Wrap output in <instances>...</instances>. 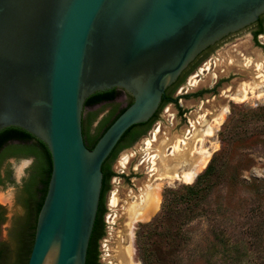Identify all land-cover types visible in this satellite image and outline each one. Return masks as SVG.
<instances>
[{
  "label": "water",
  "instance_id": "95a60500",
  "mask_svg": "<svg viewBox=\"0 0 264 264\" xmlns=\"http://www.w3.org/2000/svg\"><path fill=\"white\" fill-rule=\"evenodd\" d=\"M262 15L264 0H0V131L20 127L52 155L28 264H86L104 162L201 52ZM125 91L133 103L90 149L84 114H98L94 137Z\"/></svg>",
  "mask_w": 264,
  "mask_h": 264
},
{
  "label": "rangeland",
  "instance_id": "374dc122",
  "mask_svg": "<svg viewBox=\"0 0 264 264\" xmlns=\"http://www.w3.org/2000/svg\"><path fill=\"white\" fill-rule=\"evenodd\" d=\"M262 48L264 31L254 40L252 30L245 29L213 49L205 59L212 61L208 65L211 69H200V76L193 77L197 82L201 77V83L205 84L215 81L221 68L227 74L245 73L230 76L242 77L241 82H245L239 84L238 93L228 92L232 99L223 96L210 106L199 103L205 106L202 114L214 113L210 114L205 130L196 131L200 141L194 155L181 148L187 140L183 142V137L177 135L173 153L178 161L158 158L155 148L160 147V135L169 136L173 127L168 119L163 121L161 134L156 127L152 129L154 133L118 154L112 162L115 175L105 198L103 235L98 239L99 264H145L144 251L151 253L150 264H264ZM254 72L263 73L259 81L250 77ZM185 124L177 118L176 134ZM200 150L207 153V161L193 181L187 182L184 176L192 169ZM33 159L8 156L0 163V172L12 177L0 186V203L8 204L6 220L0 224V238L9 241L13 256L20 253L25 262L35 232L39 195L29 201L28 207L16 205L14 187ZM208 169L205 183L189 193L187 187ZM175 173L178 178L167 176ZM151 189L160 192V204L149 218L143 213L151 211L147 205ZM16 213L24 217L28 231L23 249L18 250L17 239L10 240L8 232ZM148 224L153 226L144 230Z\"/></svg>",
  "mask_w": 264,
  "mask_h": 264
},
{
  "label": "flooded vegetation",
  "instance_id": "af4514ba",
  "mask_svg": "<svg viewBox=\"0 0 264 264\" xmlns=\"http://www.w3.org/2000/svg\"><path fill=\"white\" fill-rule=\"evenodd\" d=\"M263 24H264V15L260 16V18L255 23H253L252 25L248 26L245 29L252 30L253 39L257 40L258 36L261 35L262 33L256 36L255 32L260 30ZM243 30L226 36L222 40L209 46L207 49L201 52L187 66V68L180 74L178 79L166 89L162 102L159 108L157 109V111L154 113V115L148 121L137 124V126L132 128L126 134V136L122 139V141L118 143L119 144L118 154L121 151L128 149L129 147L138 143V141L142 140L148 134L154 133L152 132V129H155L156 127H158L157 133L161 134L163 131L162 130L163 121L168 119L171 126L173 127L169 131V136L164 137L163 135H160L162 136L160 140V147L155 148L158 151V158L162 160V158L166 157V160L169 159L171 161H178L175 153H173L175 143H177L176 141L178 140L177 135H180L183 137V140H182L183 142L187 140L186 146L181 147V148L182 149L185 148L184 150H186L187 154L194 155L195 154L194 151L195 149H197L196 148L197 142L200 141V138L197 136L198 133H196V131H199V130L204 131L205 130L204 128L206 127L207 123L209 122L211 118L210 114L214 113L213 111H210L209 113L204 112V114H202L203 111H206L204 105L206 106L214 105V102H218L223 96L230 97L232 99V97L230 96V94H228V92L231 94L238 93L240 91L239 84L240 83L243 84L245 82H241L242 77H231L230 78V76H236V74L238 73H240L242 76H245V73H242L240 71H232L227 74L226 69L221 68L220 70H218L219 71L218 76L215 75L216 77L215 81H212L210 83H205V84L201 83L202 81L201 77L198 79V82L193 77L200 76L199 74L200 69H203V70L211 69V67L210 66L208 67V65H212L213 64L212 61L211 60L208 61L205 59L207 58V55L213 51V49H215L224 40L242 32ZM261 53L264 54L263 48H262ZM215 63L216 62L214 61V64ZM200 65H203V67H201ZM255 70L257 69L255 68ZM194 72H196V74L193 75L192 73ZM211 74L214 75L213 73ZM262 74L263 73L254 72V74L252 73L250 77H253V78L256 77L259 81V78H260L259 76H261ZM228 80H231L230 84H228L229 83ZM118 89L121 91H124L123 89H120V88ZM126 93L130 101L132 95L129 94L128 92ZM200 102H202L204 105L202 104L201 106H199ZM218 108L219 107L216 106L214 109L217 110ZM178 117H180L183 121L186 122L185 124L186 126H184L183 129H181L180 131L178 130L179 132H177L176 134V128L174 126H175V123L177 122ZM163 134H165V132H163ZM194 142H195V145H194ZM33 165H34V159H33L32 164L30 165L29 170H27L25 175L22 177L20 183L14 187V190H15L14 199H15L16 205L21 204L22 206L24 205L28 207L29 198L27 197L28 202L25 204L24 203L22 204L20 202L21 201L20 199L24 193V190L26 189V186L28 185V183L30 182V179L32 178L31 177L32 174L36 173V171L33 169ZM111 170L114 172L112 164H111ZM114 175L115 173L113 174V176ZM113 176H111L110 181ZM11 178H12L11 176L7 174L4 175L0 172V180L2 181L0 183V186L4 183L5 180L8 179L10 181ZM37 181L38 182L34 185V188H33L34 197L32 199H34L37 195H39V199L37 200V209H38L39 202L44 192V185L42 184L43 182L41 180V177H38ZM110 181H109V185H110ZM7 205H8L7 203H3V202L0 203V224L6 220V216H7L6 210L8 209ZM16 214L18 215L17 216L15 215L14 218L11 219V226L8 232H10L9 233L10 240L13 239L15 241L17 239L16 242H18L17 243L18 244L17 250H18V248L23 249V246L25 244V239L28 236V231H27V225H26L24 217H23V220L20 221L19 220V218H21L20 214L19 213H16ZM36 218H37V215H36ZM37 220L38 218L36 219V223H35V232H36ZM34 239H35V235H34ZM7 242L9 241H5V240L3 241L0 238V264H12L15 261V259H17L18 256H20V253L19 255H17V257L11 255L12 257L10 259L9 254H12V251H10L11 248H10L9 243L7 244ZM97 245H98V248H97L98 255L96 257V260H97L96 262L99 264V256H100L99 255V240H98Z\"/></svg>",
  "mask_w": 264,
  "mask_h": 264
},
{
  "label": "trees",
  "instance_id": "16d2710c",
  "mask_svg": "<svg viewBox=\"0 0 264 264\" xmlns=\"http://www.w3.org/2000/svg\"><path fill=\"white\" fill-rule=\"evenodd\" d=\"M264 31V24L261 26V29L255 32V35L258 36V34L262 33ZM121 90L118 88H113L106 91H99L93 95H91L85 103V107L89 106H95L96 104H100L106 101H113L119 94ZM134 98L131 97V100L128 101L127 105L121 109H119L116 112H113V114H110L103 118L98 125L101 127V130L97 133L96 136L91 137L90 135V129L92 124L95 122V120L98 117L97 112H89L88 114H84L83 117V135L85 139L86 145L93 149L99 139L102 137V135L106 132V130L112 125V123L133 103ZM137 125L132 126L122 137V139L126 136V134ZM120 140V142L122 141ZM13 142H17L16 144H11ZM119 142V143H120ZM119 145V144H118ZM118 145L115 147L113 152L110 154V156L107 158V160L104 162L102 170H103V188L101 193V200L99 205V210L97 214V218L95 221V226L93 229V233L90 240V245L88 249L87 254V261L86 264H98L96 261V257L98 255V239L103 235V227H104V211H105V198L106 194L109 190V181L111 176H113L114 172L111 170V164L113 160L117 157L118 154ZM8 156H18V157H33L34 158V165L33 169L36 171V173L32 174V178L30 179V182L26 186V189L24 190V193L21 197V203L25 204L28 202L27 197L29 198V201L34 197L33 194V188L34 185L38 182V177H41L42 184L44 185V192L41 197V200L38 205L37 209V218L39 215V212L43 206L45 197L47 195L48 191V185L49 181L52 175V155L51 152L47 146V144L37 137H35L33 134L29 133L28 131L20 128V127H8L0 131V163L1 161ZM209 169L200 177H198L196 183L193 185H190L187 187V191L189 193H193L196 187H199L205 183V180L208 177ZM2 181L0 180V183ZM179 193V192H178ZM36 218V219H37ZM19 220H23V217L19 218ZM153 226V224H148L144 227V230L149 229ZM35 233V232H34ZM35 235V234H34ZM34 235H33V241L31 243L30 248V254L34 243ZM14 253V252H13ZM150 252L144 251L145 255V264H150ZM10 259L13 256V254H9ZM12 255V256H11ZM30 257V255H29ZM21 256H18L17 259L12 264H28L24 260L21 259Z\"/></svg>",
  "mask_w": 264,
  "mask_h": 264
},
{
  "label": "bare ground",
  "instance_id": "6f19581e",
  "mask_svg": "<svg viewBox=\"0 0 264 264\" xmlns=\"http://www.w3.org/2000/svg\"><path fill=\"white\" fill-rule=\"evenodd\" d=\"M199 157L193 162L192 164V169L188 171L184 178L186 179L187 182L193 181L197 173L199 172L200 168L203 167V164L206 163L207 161V153L204 150H200L199 152ZM170 177L178 178V174H172V175H167ZM160 193V192H159ZM159 193L155 189H151L148 193L147 197V205H149V209L151 210L150 212L143 213L144 216L150 218V215H152L156 210L159 209V204H160V199L158 197ZM112 201H115L114 199ZM114 203V202H113ZM131 251V250H130ZM129 254V258H131V253ZM132 259V258H131ZM132 262V261H131Z\"/></svg>",
  "mask_w": 264,
  "mask_h": 264
}]
</instances>
